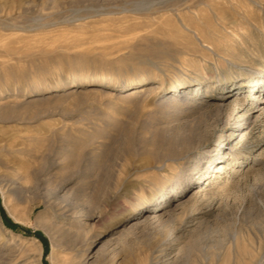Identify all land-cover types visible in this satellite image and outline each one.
<instances>
[{
    "label": "rangeland",
    "instance_id": "1",
    "mask_svg": "<svg viewBox=\"0 0 264 264\" xmlns=\"http://www.w3.org/2000/svg\"><path fill=\"white\" fill-rule=\"evenodd\" d=\"M263 99L264 0H0V264H264Z\"/></svg>",
    "mask_w": 264,
    "mask_h": 264
},
{
    "label": "bare ground",
    "instance_id": "2",
    "mask_svg": "<svg viewBox=\"0 0 264 264\" xmlns=\"http://www.w3.org/2000/svg\"><path fill=\"white\" fill-rule=\"evenodd\" d=\"M263 80H258V82H261ZM257 82V81H256ZM262 102H264V99L262 100ZM224 169V167L222 165L218 166V169H216L214 174H219L220 171H222ZM218 177V176H217ZM6 207V206H5ZM80 216V215H79Z\"/></svg>",
    "mask_w": 264,
    "mask_h": 264
}]
</instances>
